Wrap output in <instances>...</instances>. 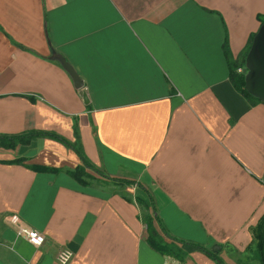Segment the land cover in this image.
<instances>
[{
	"label": "crops",
	"instance_id": "crops-1",
	"mask_svg": "<svg viewBox=\"0 0 264 264\" xmlns=\"http://www.w3.org/2000/svg\"><path fill=\"white\" fill-rule=\"evenodd\" d=\"M261 14L264 0H0V134L72 143L75 126L91 166L74 177L77 154L43 135L0 146V264H59L63 247L65 264H217L186 242L240 264L264 213V102L232 86L222 46L236 59ZM145 213L181 257L149 245Z\"/></svg>",
	"mask_w": 264,
	"mask_h": 264
},
{
	"label": "trees",
	"instance_id": "trees-1",
	"mask_svg": "<svg viewBox=\"0 0 264 264\" xmlns=\"http://www.w3.org/2000/svg\"><path fill=\"white\" fill-rule=\"evenodd\" d=\"M260 22L264 19V14L259 15ZM253 34H250L245 46L243 47L242 52L240 55L236 58H230L228 54V49L226 45V40L223 42V52L225 56L227 57V65H228V79L232 86L240 92L249 103L253 104L255 102H264V99H260L254 95H252L250 92H248L244 87V76L241 70H237L238 66H243L244 62V55L246 53V50L249 46L251 37ZM73 132L75 134V139L72 143H69L67 140H65L63 137L59 136L58 134L50 131H34L30 130L23 134H0V146L4 147H13L16 143L26 142L29 140V138L37 135H43L47 137H51L57 140L62 141L64 144L70 146L73 151L77 154L79 159L81 160V164L76 165L74 169L70 172L74 177L79 178L80 175L89 176L90 174L87 173L84 170V167H91L89 166V163L87 161V158L85 154L83 153V150L81 148L80 142L78 140V135L75 126H73ZM21 158H15L13 161H19ZM32 168H42L43 166L39 165H31ZM119 181L130 183L131 180L129 179H118ZM139 185V184H138ZM141 186V185H139ZM137 201L143 203V201L140 198H136ZM151 211L152 213L155 211L154 206L151 205ZM143 222L146 226V240L149 243L150 246L155 248L156 250L164 253H172L173 255H177L178 257H181L183 255V251L178 247L176 242H183V240L174 238L173 236H170L165 232L163 229V226L158 220V217L156 214H148L145 213L142 217ZM155 220L157 225L159 226V229L170 239L169 242L165 241L155 230L153 227L152 221ZM252 239L251 243H253L252 248V256L257 260L259 264H264V213L259 217L258 221L256 222L255 226L252 229ZM190 245H193L195 247L203 249V251L210 256L217 264H225L222 259L217 255L216 251H213L211 249L204 248L203 246L199 244H195L193 242H186Z\"/></svg>",
	"mask_w": 264,
	"mask_h": 264
},
{
	"label": "water",
	"instance_id": "water-1",
	"mask_svg": "<svg viewBox=\"0 0 264 264\" xmlns=\"http://www.w3.org/2000/svg\"><path fill=\"white\" fill-rule=\"evenodd\" d=\"M57 60L70 75L73 85L80 87L81 80L73 67L62 56H57ZM241 72L244 76L245 89L252 95L264 99V19L251 37ZM83 101H86L85 96H83ZM217 247L218 245L214 244L211 250L215 251Z\"/></svg>",
	"mask_w": 264,
	"mask_h": 264
},
{
	"label": "built area",
	"instance_id": "built-area-1",
	"mask_svg": "<svg viewBox=\"0 0 264 264\" xmlns=\"http://www.w3.org/2000/svg\"><path fill=\"white\" fill-rule=\"evenodd\" d=\"M237 70H241V66L237 67ZM8 221L14 226V232L16 235L23 237L29 244L38 246L43 243V234L33 227L22 224L19 217L15 213H11L8 216ZM71 255V251L68 248H61L55 258L59 264H65Z\"/></svg>",
	"mask_w": 264,
	"mask_h": 264
},
{
	"label": "rangeland",
	"instance_id": "rangeland-1",
	"mask_svg": "<svg viewBox=\"0 0 264 264\" xmlns=\"http://www.w3.org/2000/svg\"><path fill=\"white\" fill-rule=\"evenodd\" d=\"M252 248L253 246L251 245V243H249L245 248L246 253L239 255L240 257L238 258V260L240 264H259L257 260H255V258L252 256Z\"/></svg>",
	"mask_w": 264,
	"mask_h": 264
}]
</instances>
